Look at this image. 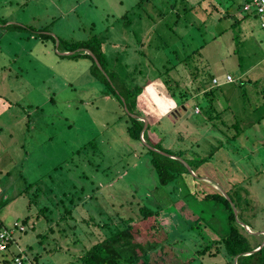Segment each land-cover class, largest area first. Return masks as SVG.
<instances>
[{
    "label": "rangeland",
    "instance_id": "obj_1",
    "mask_svg": "<svg viewBox=\"0 0 264 264\" xmlns=\"http://www.w3.org/2000/svg\"><path fill=\"white\" fill-rule=\"evenodd\" d=\"M187 3L195 10L182 11V5L173 6L174 0H0V219L9 229L17 223L22 227L16 230L10 247L12 251L16 246L19 251L27 250L22 264H36L34 257L39 254L38 264H68L69 259L102 238L104 222L136 216L139 205L157 204L152 191L158 185L156 173L147 149L127 135L118 100L109 91L103 93V84L87 66L89 59L59 56L50 41L40 36L41 28L68 42L99 34L106 41L112 66L116 64L113 68L117 67L120 76L122 69L133 72L137 84L155 74L151 65L161 68L170 57L176 69L169 73L171 78L163 74L168 78L169 93L183 88L191 96L189 103L176 105L174 114L171 109L161 116L156 132L163 136L165 147L188 149L189 156L193 146L205 152L218 139L227 144L228 150L221 152L227 160L220 164L216 158L200 171L222 186L235 182L241 186L239 194L249 200V205L243 204L252 226L248 231L263 235L264 242V129L240 121L242 128L247 127L230 142L227 136L234 132L233 122L221 115L228 103L238 119L245 116L253 120L258 110V114L264 110L253 107L264 101L258 92L259 88L264 91V23L260 27L258 22L261 41L253 33L244 42L241 36L232 41L227 33L219 36L229 21L222 17L217 23L219 13L213 5L207 0ZM178 32H183L178 37L182 40H177ZM137 49L140 55L135 53ZM246 69L241 81H231L234 88L228 92L224 86L202 88L204 81L210 84L211 74L229 70L238 75ZM218 88L223 89L229 102L209 99L201 103L204 108L197 104L205 97L216 98V93L210 92H219ZM146 101L149 105L156 100L149 95ZM147 104L138 103L149 109ZM185 105L201 114L207 124L198 121L201 116L181 111ZM212 106L220 115L211 111ZM250 109L256 112L245 115L244 111ZM92 140H97L101 154L91 155V144L76 153ZM101 164H111V169L103 171ZM64 193L77 196L74 220L62 218L63 208L57 197ZM37 199L40 202L35 204ZM44 204L55 210L49 222L39 211ZM27 215L28 225L21 224ZM170 215L163 217L171 223L174 215ZM55 247L59 249L55 253L43 251ZM10 250L6 247L0 251V264H10V255L5 258ZM226 260L221 252L191 264H225Z\"/></svg>",
    "mask_w": 264,
    "mask_h": 264
},
{
    "label": "trees",
    "instance_id": "obj_2",
    "mask_svg": "<svg viewBox=\"0 0 264 264\" xmlns=\"http://www.w3.org/2000/svg\"><path fill=\"white\" fill-rule=\"evenodd\" d=\"M175 4L177 7L182 5V11L193 9V5H189L187 0H174L173 6ZM214 6L217 11L220 10L216 5ZM242 6L241 4V7L237 9L227 6L226 9L229 8V12L241 10L247 13L241 9ZM162 13L164 12H160L159 15ZM123 17L126 19L125 22H130L128 14ZM3 23L5 22L3 21ZM38 31L45 41H50L59 56L74 60L79 58L90 60V63L87 64L89 70L103 84V93L109 91L118 100L123 109H120L119 116L123 118L127 135L131 140L141 143L147 149L146 154L158 179V185L152 190L156 197L155 207L139 205L136 216H119L111 218L110 222H104L102 238L74 259L71 254L72 259H69L68 264H191L192 261L201 259L205 255L212 257L221 252L227 256L225 264H264V244L261 246L263 235L248 231V228L252 229V226L247 222L249 215L244 213L243 204L249 205V200L246 196L243 197L239 194L241 186L236 182L233 184L236 187L225 186V184L222 186L215 183L214 180H209L200 171L201 168H205L207 163L216 158H219L220 164L224 163L227 158L224 159L221 152L228 150L227 144L218 139L217 143L205 152L203 150L198 152L193 146L190 156L187 155L188 149L171 150L163 145V136L159 137L156 132L160 122L153 121L147 108L138 105L142 101L147 104L146 98L149 95L154 97L157 103L164 102L165 95L169 94L170 101L174 102L172 106L174 114L177 110L176 105L189 103L187 91L182 88L178 92L169 93L168 78L163 77V74H166L171 78L169 73L174 68L176 69L174 61H169V57L162 62V69L151 65L155 68V74L151 78H145L144 83L138 82L137 84L133 72L126 73L122 69V76H120L116 71L117 67L113 68L116 64L112 66L111 59L107 56L106 41L99 37V34L92 33L85 40L68 42L48 32L47 28H41ZM64 51L71 53H59ZM88 52H91L93 56ZM135 53L140 55L141 50L137 49ZM151 61V63L154 62L153 59ZM141 73L139 72V75L145 76ZM150 86H153L155 90ZM218 89L220 90V88ZM210 93L215 94L217 91L213 89ZM205 95L208 96V93L206 92ZM202 102L206 101L198 100L197 104L204 108L205 105L202 106ZM147 106L154 107L153 104ZM188 106L180 107V110H189ZM202 114H204L203 111ZM195 116L201 115L195 114ZM144 119L147 121L145 128ZM201 119L204 120L202 116ZM209 119L213 120L211 115ZM239 122L231 123L234 134L226 135L227 141H235L247 126L255 124L248 121L247 126L242 128ZM201 123L207 124L205 120ZM201 123L199 125H202ZM89 145L93 149L91 155L100 153L97 140L89 141L76 153H80L82 148ZM219 151L220 153L217 154ZM101 165L104 167L103 164ZM110 165L105 166L103 171L111 169ZM247 178H251V176H247ZM30 186L32 184L28 185V187ZM76 197L74 194L70 197V193H64L57 197L63 208L62 218L64 220L65 218L75 219L73 211L76 207ZM39 202L38 199L36 202L34 201L35 204ZM30 203L33 201L31 200ZM53 206L56 208L55 203ZM54 208H49L47 204H44L39 211L49 222L52 220ZM45 212L48 214L46 215ZM163 214L170 215V218L174 215L172 222L170 223L164 218ZM29 219L30 217L27 215L20 223L28 225ZM167 224H169L168 228ZM19 227V223L13 227L12 237L6 244L7 250H10L11 245L15 242L14 234L16 230H21ZM74 228L72 225V229ZM3 229H9V227H6L0 219V231ZM48 229L51 231L50 226ZM42 236L44 234H41V238ZM187 242L191 245L189 246ZM183 246L188 248L185 249ZM16 247L13 251L10 250L5 254V258L10 255V264H16L15 260L17 259L22 264V258L27 253V250L24 249L22 252ZM258 247L260 248L257 249ZM57 250L59 249L56 247L46 250L43 248L46 253H50V251L55 253ZM37 257H41L40 254L34 257L36 264L39 262Z\"/></svg>",
    "mask_w": 264,
    "mask_h": 264
},
{
    "label": "crops",
    "instance_id": "obj_3",
    "mask_svg": "<svg viewBox=\"0 0 264 264\" xmlns=\"http://www.w3.org/2000/svg\"><path fill=\"white\" fill-rule=\"evenodd\" d=\"M204 1H206V0H204ZM244 1H247V0H240V2H237V0H211V1L210 0H207V3H209L210 5H213L214 8H215L214 4L216 3L215 5L218 7V9H220V11H222V12H219L218 11V13H219L218 16L219 17L216 20L217 23H221L222 22V17H227L228 18V19H224L225 21L226 20L229 21V23H227L225 25V28H224L223 31L218 32L219 36L223 35L224 33H227V34H229V39H231L232 41L234 40V38L236 36H238V37L241 36L242 42H244L247 39L246 38L247 35L250 34V33H253V34H256V36H258V40L261 41V39L259 38L261 36V34L259 32V29H258V22H260L259 23V26H260L261 22H262V25H263V23H264V16L261 17L260 15H257L255 12L244 13L241 10L229 12V10H228L229 8H231V9L240 8L241 7V4L244 3ZM233 3H235L234 4L235 6H232ZM201 6H203V2L201 4ZM227 6H229L228 9H226ZM205 8L206 7H203V10H205ZM192 10H195V6L194 5H193V9ZM232 28H234L233 31H232ZM236 30H238V35H235V31ZM180 33H183V32H178L177 34H175L177 40H182V38H180V39L178 38V37H181L182 36V34H180ZM212 38H213V36H212ZM203 47H204V45L203 46L202 45L200 46V48H202V49H203ZM202 53H203V56H206V54H205L204 51H202ZM239 58H241V57H239ZM239 58H238V60H239ZM262 59L263 58H261V60L257 61V64H255L252 67H255L256 65H258L259 62L262 61ZM247 71H248V69L244 70L242 73H238V75L235 74V73H232L229 70H227L226 72H223V71L222 72H216V75H212L211 74V76H210V78H211L210 84H208L207 82L204 81L202 83V86H203L202 88L203 89H208V87H211V86H214V87H222V86H224L225 91L228 92L229 89L234 88V86L232 85V83L234 81L233 82L227 81L226 80V76L227 75H232L234 77V78L232 77V79H234V80L236 79V80L241 81L242 80V77L241 76L245 72H247ZM261 72L264 73V66L261 69ZM213 78L217 80V82H218L217 84L212 83V79ZM205 84H208L209 86L204 87ZM258 88H259V86H258ZM258 92H260L259 93V97H261V98L264 99V91L261 88H259V91ZM216 95H217L216 98H214V97H210V98L207 97L208 98L207 99L205 97L204 99H205V101H207L209 99L211 101H216V100H220V101L227 100L226 102H229L230 101L228 98H225L226 94L223 93V89L222 88L220 89L219 92L216 93ZM190 96L191 95H189V97ZM165 97L167 98V100L165 99L164 102H161L160 101V103H157L156 101H150L151 104H153L154 107L152 108L150 106L149 109H147V111H148V114L153 118V121H159L160 122V120L162 119L161 116H165L166 113L169 110L172 109V106H173V103L174 102L173 101H170L168 99L167 94L165 95ZM146 103H147V101H146ZM258 106L259 107H264V101L263 102H260V104H257V105H255L253 107H255L256 110H257ZM188 107H190V106H188ZM224 107L226 109L222 111L224 113H221V115H223L224 117H226V119H228L230 122H236V121H246V122H248L249 121L251 123H255L254 125H255L256 128L264 129V125H263V123H264V110L261 113H259V114H258V111H259L258 110L257 111V117L254 118L253 120H247V119L244 118L245 116H243V119H245V120H243V119L236 118V116H235L236 115L235 114V110L232 109L231 107H229V103L226 106H224ZM251 110L252 109L244 111L245 115L246 114H252L253 112H256V110L253 111V112ZM186 111H190L191 113H193V109L191 107H190L189 110H186ZM211 111H213L214 113H220L213 106L211 108ZM193 114H195V113H193ZM196 115H201V114L196 113ZM198 121L200 122V121H202V119L200 118Z\"/></svg>",
    "mask_w": 264,
    "mask_h": 264
},
{
    "label": "built area",
    "instance_id": "obj_4",
    "mask_svg": "<svg viewBox=\"0 0 264 264\" xmlns=\"http://www.w3.org/2000/svg\"><path fill=\"white\" fill-rule=\"evenodd\" d=\"M242 9L247 13L255 12L262 17L264 16V0H250V2H245L243 3ZM226 80L232 81L233 79L230 75H228L226 77ZM213 81L217 82L216 79H214ZM12 233L13 229H3L0 231V251L6 250V243L12 237ZM17 261L20 263L19 259H17Z\"/></svg>",
    "mask_w": 264,
    "mask_h": 264
},
{
    "label": "water",
    "instance_id": "obj_5",
    "mask_svg": "<svg viewBox=\"0 0 264 264\" xmlns=\"http://www.w3.org/2000/svg\"><path fill=\"white\" fill-rule=\"evenodd\" d=\"M58 44V43H57ZM60 54H69V53H71V52H68V51H64V52H59ZM88 53H90L92 56H93V54L91 53V52H88ZM96 63L98 64V61L96 60ZM146 125H147V121L144 119V128L146 127ZM143 128V129H144ZM235 212H236V210H234ZM247 228V227H246ZM264 244V242H262V244H261V246ZM260 246V247H261ZM260 247H258L257 249H259ZM256 249V250H257Z\"/></svg>",
    "mask_w": 264,
    "mask_h": 264
}]
</instances>
